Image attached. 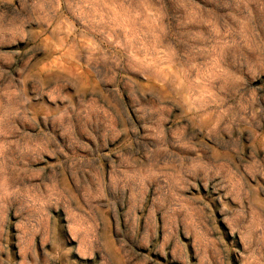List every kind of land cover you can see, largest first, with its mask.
<instances>
[{"label":"rangeland","instance_id":"obj_1","mask_svg":"<svg viewBox=\"0 0 264 264\" xmlns=\"http://www.w3.org/2000/svg\"><path fill=\"white\" fill-rule=\"evenodd\" d=\"M0 264H264V0H0Z\"/></svg>","mask_w":264,"mask_h":264}]
</instances>
